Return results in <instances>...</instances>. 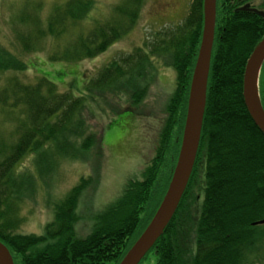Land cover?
Returning <instances> with one entry per match:
<instances>
[{
  "label": "trees",
  "instance_id": "trees-1",
  "mask_svg": "<svg viewBox=\"0 0 264 264\" xmlns=\"http://www.w3.org/2000/svg\"><path fill=\"white\" fill-rule=\"evenodd\" d=\"M92 3L93 0H69L56 5L45 20V32L37 30L34 40L25 35L20 41L30 43L45 35L61 42L71 27H80ZM143 4L144 0L122 1L113 7L109 21L96 23L91 30L74 35V45L66 43L50 59L72 63L98 56L130 32ZM202 4L203 0H194L183 23L158 32L152 49L150 46L137 49L134 55L137 54L139 62L133 64L130 58L113 61L85 87L89 94L130 88V98L136 101L132 106H137L146 94L145 89L140 91L137 82L146 78V66L153 67L151 58L157 57L163 66L173 68L177 75L176 89L168 103L166 123L170 144L175 133L170 152L171 168L178 151L201 42ZM217 5V18L223 25L218 37L215 31L198 150V154L202 151L204 155L205 185L200 212L194 221L197 240L191 250L193 256L191 260L184 259L183 254L189 253L180 247L179 231L174 224L180 220L178 212L185 192L163 236L140 264H144L151 253L154 264H235L245 246L248 252L264 242V228L252 227L253 223L264 220V134L249 116L242 94L246 61L264 35V20L235 12L236 5L229 0H217ZM10 56L0 47V73L17 68L18 61ZM5 83L0 85V105L7 122L14 123L11 124L14 136L8 142L0 139V242L9 249L15 264H118L158 208L171 175L162 182L159 191H154L156 186L149 182L153 169L147 167L143 180L138 185H128L123 194V211L119 210L123 216L114 215V223L97 226L82 240L73 238L69 221L59 219V212L66 208L64 202L55 206L56 220L46 226L42 237L20 235L17 228L21 220L20 206L30 198L28 176L33 177V173L19 172L24 157L35 159L32 168L35 171L40 157L58 156L54 153L57 149L51 146L56 145V137L66 141L74 137L81 142L79 148L88 150L95 135L82 133L86 124L83 113L87 111L88 102L84 97H75L72 93L58 95L56 86L46 78L33 85L15 77ZM261 102L264 108L262 97ZM113 125L110 124V128ZM160 141L166 146L165 139ZM59 155L71 156L68 150ZM157 159L158 155L153 160L157 162ZM20 182L26 185L21 188ZM190 182L191 178L187 190ZM76 189L72 192L78 191Z\"/></svg>",
  "mask_w": 264,
  "mask_h": 264
},
{
  "label": "rangeland",
  "instance_id": "rangeland-1",
  "mask_svg": "<svg viewBox=\"0 0 264 264\" xmlns=\"http://www.w3.org/2000/svg\"><path fill=\"white\" fill-rule=\"evenodd\" d=\"M68 1L0 0V47L18 61L15 71L0 73V85H4L13 77L31 85L46 78L56 86L58 95L72 93L75 97H84L88 101L87 111L83 113L86 124L82 133L85 136L95 135L91 147L82 150L79 148L81 142L74 137L67 141L56 137L55 140L58 139L55 141L56 145L51 146L57 149L54 153L58 156L52 153L54 157L47 159L40 157L38 165L35 163V171L32 169L35 159L25 156L19 170L22 173L26 171L33 173V177L30 176L31 179L28 176L32 192L30 198L20 206L21 220L17 225L18 233L35 238L42 237L46 226L56 220L55 206L64 202L66 208L64 212H59L61 215L59 219L69 221L73 226V238L82 240L97 226L116 221L114 215L119 216V210L123 211L124 203L121 200L127 186L138 185V182L143 180V173L147 167L153 169L149 182L156 186L154 191L161 189L162 182L172 175L175 169L182 138L181 136L171 168L170 152L175 133L170 144L166 130L167 107L176 89L177 75L173 68L163 66L157 57L154 56L155 58L150 60L153 67L144 68L146 78L137 82L140 91L143 89L146 91L137 106H132L136 101L130 98L132 94L130 88L124 91H98L89 94L85 87L113 61L130 58L133 64L139 62L134 52L139 48L143 49L144 46H150L152 49L157 41L158 32L183 23L190 13L194 0H144L139 18L130 32L94 58L72 63L50 59L66 43L74 45L72 41L74 35L91 30L96 23L109 21L113 7L120 5L124 0H93L92 8L80 27L68 29L66 32L68 35L63 37L61 42L41 35L34 42L26 41L24 42L26 45H23L24 43L20 41L21 36L28 35L26 37L29 38L30 35L34 40L37 30L44 33L45 20L53 12V8ZM33 17L35 20L31 19ZM222 25L218 17L217 37ZM263 38L261 37L260 41ZM152 68H155V71ZM261 74L260 93L263 99L264 66ZM3 110L0 105V139L8 142L14 136L11 135L13 127L11 124L14 123L7 122L8 118L4 116ZM112 123L114 125L110 128ZM161 139L166 140V146ZM61 144L63 145L60 146ZM67 150L71 156L59 155L61 151ZM157 155L156 162L153 159ZM198 157L190 187L178 212L180 220L174 222L179 231L180 247L189 253L183 254L185 260H191L193 256L191 250L197 240L194 221L200 212L205 185L202 151ZM155 179L156 181H153ZM25 185L24 182H20L21 188ZM75 188L78 191L73 193ZM69 206H73V209L68 210ZM245 248L246 246L235 264H264V242L257 244L256 248L254 246L248 252ZM152 254L144 264H154Z\"/></svg>",
  "mask_w": 264,
  "mask_h": 264
},
{
  "label": "water",
  "instance_id": "water-1",
  "mask_svg": "<svg viewBox=\"0 0 264 264\" xmlns=\"http://www.w3.org/2000/svg\"><path fill=\"white\" fill-rule=\"evenodd\" d=\"M216 0H203L201 44L193 71L181 148L166 193L150 223L119 264H139L174 216L186 190L195 162L206 105L207 82L214 41ZM264 60V38L247 61L242 84L244 105L256 127L264 134V111L255 98V79ZM264 224V221L255 225ZM0 264H14L8 249L0 243Z\"/></svg>",
  "mask_w": 264,
  "mask_h": 264
},
{
  "label": "flooded vegetation",
  "instance_id": "flooded-vegetation-1",
  "mask_svg": "<svg viewBox=\"0 0 264 264\" xmlns=\"http://www.w3.org/2000/svg\"><path fill=\"white\" fill-rule=\"evenodd\" d=\"M239 10L264 17V0H236Z\"/></svg>",
  "mask_w": 264,
  "mask_h": 264
},
{
  "label": "bare ground",
  "instance_id": "bare-ground-1",
  "mask_svg": "<svg viewBox=\"0 0 264 264\" xmlns=\"http://www.w3.org/2000/svg\"><path fill=\"white\" fill-rule=\"evenodd\" d=\"M254 88H255V98L256 99H258V74H257V76H256V79H255V86H254Z\"/></svg>",
  "mask_w": 264,
  "mask_h": 264
}]
</instances>
